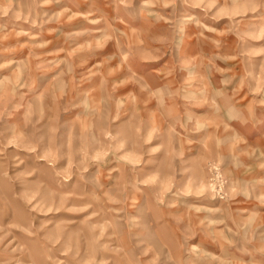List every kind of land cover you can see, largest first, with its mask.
<instances>
[{"label":"rangeland","instance_id":"rangeland-1","mask_svg":"<svg viewBox=\"0 0 264 264\" xmlns=\"http://www.w3.org/2000/svg\"><path fill=\"white\" fill-rule=\"evenodd\" d=\"M249 111L264 0H0V264H264Z\"/></svg>","mask_w":264,"mask_h":264},{"label":"crops","instance_id":"crops-1","mask_svg":"<svg viewBox=\"0 0 264 264\" xmlns=\"http://www.w3.org/2000/svg\"><path fill=\"white\" fill-rule=\"evenodd\" d=\"M153 73V72H152ZM242 101V100H241ZM240 109V110H238ZM202 110H206V108L202 109ZM234 113H239L241 114V108H234ZM245 113H248L247 111ZM249 113L246 115L247 117H251L252 120H242L240 122H236V127L238 128V130L242 133H244L246 136L249 137H254L256 135H261L262 133H264V128L261 126V123H263V119L261 118L260 115H257L255 111H249ZM205 114V120L207 119V113ZM240 116V115H239ZM251 121V122H249Z\"/></svg>","mask_w":264,"mask_h":264}]
</instances>
